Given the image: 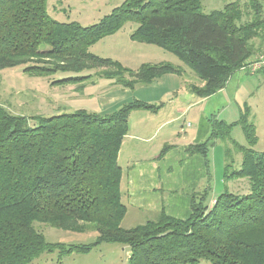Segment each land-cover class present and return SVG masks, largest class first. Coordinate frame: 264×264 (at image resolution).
<instances>
[{"label":"trees","instance_id":"1","mask_svg":"<svg viewBox=\"0 0 264 264\" xmlns=\"http://www.w3.org/2000/svg\"><path fill=\"white\" fill-rule=\"evenodd\" d=\"M46 2L0 0V70L21 66L31 76L57 75L52 86L80 87L98 75L127 89L163 74H180L181 68L168 62L131 69L89 51L132 21L137 27L130 38L175 55L203 82L188 85L189 91L204 98L224 88L234 72L264 50V0H246L243 7L234 0L208 13L202 12L201 0H124L88 26L55 20ZM124 73L129 80L121 77ZM157 108L133 99L103 115L75 109L24 117L0 105V264H30L54 250L59 255L86 252L100 242L126 245L128 264H196L201 259L264 264V151L251 148L257 136L246 104L232 123L209 117L207 138L185 148L187 155L203 158L207 179L204 191L191 194L186 219L162 209L155 219L122 227L127 208L117 159L128 115ZM237 125L250 147L231 140ZM226 139L241 152V162L232 169L225 149L223 177L247 179L249 192L224 190L209 206V150L215 140ZM34 223L74 232L92 228L97 236L89 244L51 243Z\"/></svg>","mask_w":264,"mask_h":264},{"label":"rangeland","instance_id":"2","mask_svg":"<svg viewBox=\"0 0 264 264\" xmlns=\"http://www.w3.org/2000/svg\"><path fill=\"white\" fill-rule=\"evenodd\" d=\"M123 1L47 0L46 8L48 14L57 21H75L82 26H88L97 23ZM232 1L234 0H201L202 12L208 13L212 10L221 9L225 4ZM236 1L241 7L246 2V0ZM136 27V22H126L117 32L105 36L93 44L89 48V51L102 58L117 60L123 66L131 69H136L142 63L150 62H168L173 65L177 63L182 64L170 52L152 44L133 41L130 35ZM64 75L66 76L65 73ZM121 77L125 80L130 79L129 75L125 73L121 74ZM55 78H57V75L50 77L28 75L22 72L21 66L2 69L0 70V105L8 112L24 117H30L36 114L52 115L60 112H70L76 106L82 105L90 107V99L81 96L82 94L79 95V92L81 93L85 86L97 83L102 79L98 75L93 76L86 80L80 87L75 84L52 86L50 83ZM111 81L106 80L103 85ZM198 81L199 78L192 71L190 84L198 87L200 86ZM237 81L234 75L222 91V94L209 97L207 101L208 109L205 111L206 118L215 114L217 119L223 120L227 124L232 123L238 119L239 112L244 106L243 104H246L249 107V120L254 124L257 136V141L251 148L256 152L264 151V77L246 75L243 76L242 84H238ZM144 85L138 83L133 89H127L129 93L125 95L124 102L131 100L135 93H151L152 90L141 91V87ZM175 95L178 94L175 92ZM179 95H183V92L179 93ZM187 95H189L188 92ZM192 97L193 99L196 98L194 95ZM194 111L195 106L191 107V111L183 117L182 120L185 125L190 122ZM28 122L29 125L35 124L34 120L31 119ZM231 138L238 145L250 147L238 125L232 128ZM231 140H215L214 146L209 150L211 183L210 191L205 200L206 204L224 190L234 194H245L249 192L247 179H230L227 181L223 177L224 165L226 163L225 149L230 152L229 158L233 161L232 169L239 168L241 162V152L238 151ZM136 222L139 223L140 221ZM137 223L131 222L129 216L126 215L121 225L124 228H130ZM34 226L43 234L45 240L51 243H63L66 245L89 244L95 242L97 236L96 230L92 228H88L83 232H74L40 223H34ZM128 253L129 249L124 244L100 242L86 252H71L62 255H59L57 250L43 252L30 264H128ZM196 264L211 263L201 259Z\"/></svg>","mask_w":264,"mask_h":264},{"label":"crops","instance_id":"3","mask_svg":"<svg viewBox=\"0 0 264 264\" xmlns=\"http://www.w3.org/2000/svg\"><path fill=\"white\" fill-rule=\"evenodd\" d=\"M175 66L181 68L180 74L161 75L141 87L142 92L152 90L151 93H135L131 99L159 105L154 111L134 109L129 112L128 130L118 153L122 201L127 208L125 216H129L133 223L140 221L137 224H142L155 219L162 209L169 216L186 219L190 213L191 194L201 193L207 188L203 158L197 154L187 155L185 148L204 141L209 135V117L206 118L205 111L212 95L201 98L191 93L188 85H191L192 71L183 64ZM234 75L237 83L242 84L246 75L264 77V69L254 74L238 70L226 85ZM104 82L106 79H100L79 92V95L90 99V107L82 105L73 109H86L103 115L125 103L124 97L129 89L117 86L113 81L103 85ZM198 82L203 84L200 79ZM226 85L213 95L222 94ZM178 92H183V95ZM193 95L197 99H193ZM193 106L195 116L185 125L182 119ZM214 198L207 205H212Z\"/></svg>","mask_w":264,"mask_h":264},{"label":"built area","instance_id":"4","mask_svg":"<svg viewBox=\"0 0 264 264\" xmlns=\"http://www.w3.org/2000/svg\"><path fill=\"white\" fill-rule=\"evenodd\" d=\"M241 69L250 74L264 69V50L250 58Z\"/></svg>","mask_w":264,"mask_h":264}]
</instances>
